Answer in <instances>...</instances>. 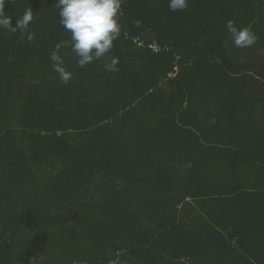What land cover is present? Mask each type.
<instances>
[{"label":"trees","instance_id":"16d2710c","mask_svg":"<svg viewBox=\"0 0 264 264\" xmlns=\"http://www.w3.org/2000/svg\"><path fill=\"white\" fill-rule=\"evenodd\" d=\"M55 3L0 0V264H254L264 0H123L119 70L63 48L67 84ZM229 20L256 43L233 46Z\"/></svg>","mask_w":264,"mask_h":264},{"label":"clouds","instance_id":"9594fccd","mask_svg":"<svg viewBox=\"0 0 264 264\" xmlns=\"http://www.w3.org/2000/svg\"><path fill=\"white\" fill-rule=\"evenodd\" d=\"M123 0H56L55 7L61 27L70 34L69 39L55 44L50 53L53 71L61 83L67 84L73 74L64 64L61 49L69 48L76 57V64L85 68L94 61H101L105 71H118L119 58L112 55L114 41L121 35L120 18ZM189 0H168V8L172 12L187 10ZM33 21V12L25 10L20 20L16 21L19 29L21 25L27 29ZM11 20L3 16L0 11V28H7ZM230 34L232 44L236 48L252 47L258 37L250 26L237 27L236 22L229 20L225 24ZM126 35V34H125ZM34 33H29L27 39L31 41ZM36 264V261H31Z\"/></svg>","mask_w":264,"mask_h":264},{"label":"crops","instance_id":"0c3cea01","mask_svg":"<svg viewBox=\"0 0 264 264\" xmlns=\"http://www.w3.org/2000/svg\"><path fill=\"white\" fill-rule=\"evenodd\" d=\"M253 239L251 248L254 264H264V232L258 233Z\"/></svg>","mask_w":264,"mask_h":264}]
</instances>
